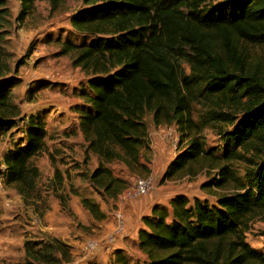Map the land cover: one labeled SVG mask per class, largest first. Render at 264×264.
<instances>
[{
    "label": "trees",
    "instance_id": "trees-1",
    "mask_svg": "<svg viewBox=\"0 0 264 264\" xmlns=\"http://www.w3.org/2000/svg\"><path fill=\"white\" fill-rule=\"evenodd\" d=\"M47 1L55 9L63 0ZM71 1L83 8L70 16V26L92 41L64 43L60 53L73 55L72 65L88 77V93L80 90V96L90 112L81 114L79 125L86 153L97 160L89 176L95 192L116 201L125 190L109 164L131 174L149 173L141 163L149 150L146 114L156 127L175 126L178 145L185 142L161 185L216 172L200 185L216 205L176 195L168 206L155 205L149 217H142L137 247L146 264H264V254L246 242L250 225L264 223V0ZM33 2L20 0L19 20ZM6 16L0 0V47ZM181 64L189 69L186 77ZM13 87L12 79L0 83V133L20 117L10 100ZM193 104L204 109L209 122L231 127L223 154L205 149ZM24 133L25 142L0 162L5 184L22 199L34 190L38 175L30 161L45 147L42 116H29ZM236 162L243 163V177L232 169ZM55 178L61 181L59 172ZM80 205L93 221L104 220L98 205L85 198ZM45 248L49 253L29 255L44 261L55 253L69 258L56 239ZM114 255L117 264H128L121 251Z\"/></svg>",
    "mask_w": 264,
    "mask_h": 264
},
{
    "label": "rangeland",
    "instance_id": "rangeland-1",
    "mask_svg": "<svg viewBox=\"0 0 264 264\" xmlns=\"http://www.w3.org/2000/svg\"><path fill=\"white\" fill-rule=\"evenodd\" d=\"M4 2L7 16L0 47V83L6 79L13 80L10 100L18 108L20 117L11 130L0 133V162L7 153L25 142V124L29 116H42L46 137L44 150L30 161V166L37 168L38 175L34 190L24 199L13 186L5 184L4 168L0 166V264H117L114 253L121 250H113V245L117 238L124 236L126 224L123 234L113 236L115 224L112 214L117 211L123 214L122 206L141 197L155 196V199L167 200L173 195L199 199L212 206L217 204L213 196L200 190L202 183L215 177V171L202 173L195 179L184 177L161 185V175L185 142L178 145L179 133L175 126H154L150 114L144 117L149 150L141 155V163L147 166L149 173L131 174L120 164H109L107 168L113 177L124 182L125 190L116 201L99 196L89 183L96 160L86 153L79 157L68 156L65 153L69 148L65 140L67 134L54 128V123L62 120L66 113L71 112V106L80 101L76 91L82 89L88 80L79 68L72 65L73 55L60 53L64 43L81 45L92 41L90 37L77 34L69 23L70 16L82 9V4L80 1L63 0L52 9L47 0H34L31 12L19 20L20 0ZM180 71L182 77L189 74L185 64L180 65ZM192 116L202 127L205 149L217 155L223 154L224 136L231 132V127L209 122L198 104L192 105ZM70 135L78 137L74 131ZM66 165H70L69 173L64 170ZM232 166L233 171L243 177V163L236 162ZM55 171L61 175V181L55 178ZM146 177L154 181L152 192L137 198L125 196L132 190L136 179ZM81 198L98 205L105 215L104 220L93 221L81 207ZM117 201L118 206L115 204ZM53 239L64 244L69 258L61 259L55 253L51 260L44 261L29 255L30 252L49 253L45 246ZM92 241L98 243V249L95 253L86 254L81 246ZM246 242L254 251L264 254L263 222L255 220L250 225ZM121 254L128 264H146L145 256L135 245L128 252L121 251Z\"/></svg>",
    "mask_w": 264,
    "mask_h": 264
},
{
    "label": "crops",
    "instance_id": "crops-1",
    "mask_svg": "<svg viewBox=\"0 0 264 264\" xmlns=\"http://www.w3.org/2000/svg\"><path fill=\"white\" fill-rule=\"evenodd\" d=\"M86 84L84 83V87L82 89L78 88L76 91L77 99L80 100L78 103H74L71 107L72 110L69 113H66L62 120H57L54 123V128L56 131L61 133H66L67 136L65 140L67 142V146L69 147L65 153L68 156H77L79 157L81 154L86 153L87 143L84 140L83 134L80 129V117L83 112H90V106L86 103L83 97L80 96V90H85ZM88 93L87 90H85ZM73 117V121H72ZM72 131L76 132L78 137H75L72 134ZM82 149H81V148ZM89 158H93L96 160V157L86 153ZM97 162V160H96ZM171 163V162H170ZM94 166L92 167V171L94 170ZM65 171L68 173L71 171L70 165H66L64 167ZM165 172V171H164ZM163 172V173H164ZM163 175V174H162ZM161 175V177H162ZM160 177V178H161ZM176 195H173L167 200L155 199V196L149 197H141L137 200L129 202L126 206H122L120 209L122 210L125 216V234L123 237H119L115 240L113 245V250H121L123 252H128L133 245L137 246L138 244V232L143 227L142 217H149L151 213V209L153 206H168L169 201ZM118 206V201L115 203ZM251 247V246H250ZM252 248V247H251ZM258 252V251H256ZM260 253V252H258Z\"/></svg>",
    "mask_w": 264,
    "mask_h": 264
},
{
    "label": "built area",
    "instance_id": "built-area-1",
    "mask_svg": "<svg viewBox=\"0 0 264 264\" xmlns=\"http://www.w3.org/2000/svg\"><path fill=\"white\" fill-rule=\"evenodd\" d=\"M154 181L152 178H138L136 179L134 186L131 191H127L125 194L128 198H137L143 196L147 193H150L154 190ZM112 219L114 221V230L113 236L121 235L124 233V216L121 212L117 211L112 214ZM114 240H112L113 243ZM81 249L83 252L87 253H95L98 249V243L95 241L92 242H85L82 244Z\"/></svg>",
    "mask_w": 264,
    "mask_h": 264
}]
</instances>
